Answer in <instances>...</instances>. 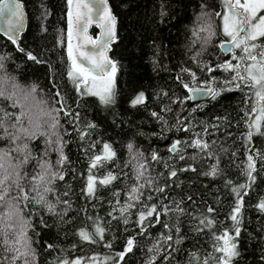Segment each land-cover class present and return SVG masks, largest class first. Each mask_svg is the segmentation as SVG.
Listing matches in <instances>:
<instances>
[{
  "label": "trees",
  "instance_id": "16d2710c",
  "mask_svg": "<svg viewBox=\"0 0 264 264\" xmlns=\"http://www.w3.org/2000/svg\"><path fill=\"white\" fill-rule=\"evenodd\" d=\"M20 1L27 14L26 28L17 44L0 35V57L3 58L0 77L19 86L16 98L23 107L13 108L12 101L0 98V108L5 110L0 112L3 120L0 156L8 153L5 157L7 166L9 161L12 165L19 164L30 153L29 162L21 165L22 175L26 172L31 176L39 171L37 161L43 163L47 160L52 171L65 177L62 181L56 179L50 185L54 191L45 196L54 205L55 214L31 200L26 207L24 203L19 204L20 215L30 221L27 238L35 254L34 261L31 255L27 257L30 264H62L64 259L72 261L90 256L98 257L99 264H105L106 258L107 264H115L119 259L116 253L123 251L126 239L131 236L136 237V246L120 264H147L152 256L156 257L155 264H188L190 252H197L201 257L213 253V232L232 231L229 214L238 197L231 189L245 183L250 187L240 190L243 206L238 217L240 235L236 238L239 255L233 258L232 264H264V210L258 207L264 200V161L256 158V171L252 173L254 181L243 174L249 154L247 148L253 147L264 153V136H254L250 145L246 143L244 134L248 129L244 110L251 106V102L246 105L244 92L223 83L232 73L216 68L217 64L231 59V53L225 54L218 48L222 40L229 39L221 35V19L215 15L221 11V0H109L117 19L116 39L109 55L116 63L117 72L114 102L108 105L101 104L95 96L81 95L67 76L70 61L66 50V0ZM208 25L216 34L204 44L209 33L201 32L200 28ZM236 51L239 55V50ZM29 52L39 62L29 60L26 55ZM197 52L201 55L193 61ZM205 65L216 70L209 73ZM182 69L195 72L196 82L193 83L190 75ZM213 77L214 88L219 93L215 99L210 96L198 103L187 99L184 84L202 86L201 82L211 81ZM33 86L36 88L34 99L24 101L20 90L30 91ZM229 88L233 90H227ZM56 92H60L59 97ZM140 93L144 94V102L133 106L132 101ZM61 98L73 110V116L79 114L75 123H69L63 111L58 116L61 127L56 131L68 157L63 166L56 163L57 152L49 151L45 155L47 137L40 135L41 132L51 135L53 130L44 123L50 117L44 113L57 115L53 109L62 107L58 103ZM21 111L26 115L20 117ZM29 118L34 123L39 121L41 127L36 129L34 123H29ZM88 124H94L95 128L88 129ZM77 127L91 135L80 140ZM21 128L34 131L35 138H28ZM178 128H187L188 131H178ZM197 133L211 145L208 152L212 156L183 144L180 147L184 149L181 153L184 160L168 151L175 140L191 142L197 138ZM56 138L51 136L53 141ZM97 141L96 148L89 149V144ZM103 143H109L116 156L105 167L93 172L98 178L111 172L117 179L108 186L97 184L96 198H89L83 191L89 158L101 151ZM128 144L133 145L132 153ZM153 151L158 153L159 161L151 159ZM139 164L145 165L146 172L137 181L135 173ZM189 165L196 170H181ZM213 165L218 168L217 175H204ZM173 169L177 175L170 177ZM147 179L154 183L142 191L145 196L151 193L155 199L146 203L167 205L173 211L162 214L159 224L153 222L148 226L146 221L147 231L144 235H137L140 228L135 223L136 213L142 206L137 204L130 209L127 225L120 218L119 209L127 200L129 188L145 183ZM228 181L232 183L228 184ZM21 183L28 185L27 180ZM157 186H165V191L155 192ZM114 192L119 193V197L114 196ZM177 205L184 209L183 214L174 211ZM209 207L215 211L207 212ZM205 216L214 220L212 228L199 224ZM93 221L105 228L104 240L96 244L81 241L77 233L81 228L93 231ZM10 222L14 223L15 218ZM163 224L172 228L173 240L167 243L161 238V234H168ZM177 226L179 233L175 231ZM3 227L4 223L0 222V228ZM197 227L202 231H196ZM9 232L12 239L11 230ZM178 237L183 238L179 245L175 244ZM106 243H111L112 247H106ZM49 244L53 248L49 249ZM156 244L159 251L149 252ZM3 247L0 245V259L13 255L4 252ZM15 264H23V258ZM209 264L215 262L209 260Z\"/></svg>",
  "mask_w": 264,
  "mask_h": 264
},
{
  "label": "snow or ice",
  "instance_id": "6c2138e0",
  "mask_svg": "<svg viewBox=\"0 0 264 264\" xmlns=\"http://www.w3.org/2000/svg\"><path fill=\"white\" fill-rule=\"evenodd\" d=\"M66 4L68 9L66 50L67 58L70 61L67 76L77 92L81 95L95 96L98 97L101 104H111L114 102V82L117 67L116 63L108 58L107 52L110 50V45L116 39V18L112 15L108 7V0H66ZM261 13H264V0H221V11L215 13L222 21L221 35L229 38L227 40H222L218 48L225 54L231 53V59L217 64L216 68L232 73L230 78L223 83L225 85H233L235 89L244 92L246 105L251 102V106L244 110V117H246L245 125L248 129L244 134V139L249 145L254 136H264V14ZM4 14L7 16L5 31L8 39L13 44H17V39L20 32L23 30L25 20L22 4L19 0H0V15ZM93 23H96L101 29L99 37L95 40L87 34L89 26ZM200 31L209 33V37L205 38L204 44H207L210 37L216 34L212 31L211 25L207 27L202 26ZM194 34L197 33L194 32ZM63 39L64 37H62V42ZM88 45L91 47L89 48ZM237 49L240 52L239 55L237 54ZM19 51L23 52L24 49L19 48ZM26 55L29 60L39 62L37 57L30 52L26 53ZM200 55L201 53L197 52L196 55L192 57V60L195 61L197 56ZM2 60L3 58L0 57V61ZM233 60L237 61V63L233 64ZM205 68L209 73L216 70V68L210 65H205ZM0 69H3L2 62H0ZM182 71L190 75L193 83L196 82L197 76L195 72L189 69H182ZM214 82L215 77H213L211 81L201 82L203 85L202 87H190L189 84H184L183 86L189 93L211 95V97L215 99L219 93L215 88L208 86L210 83ZM9 87L12 89L11 91H9ZM18 88L19 86L17 84H10L8 79L0 77V98L12 101L11 106L13 108L17 106L23 107L20 100L16 98V89ZM227 90L233 89L229 88ZM20 91L23 95V100L29 101L30 99H34L33 94L36 88L33 86L30 91L22 89ZM55 95L59 97L60 92H56ZM187 99H193V96L189 95ZM144 100V94L140 93L132 101V104L133 106L142 104ZM58 103H61L62 107L53 109L57 115H52L51 112L44 113V115L50 117V120H46L44 123L53 130L51 135L45 132H41L40 135L47 137L45 140V144L47 145L45 148V155H47L49 151L57 152L59 155L56 163L63 166L65 162L68 161V157L63 151L65 145L61 142L62 138L56 131L58 127H61L58 116L59 113L63 111L64 116L69 118L68 122L75 123V121L79 119V114L77 113L73 116V110L70 106L65 105L63 98H61ZM194 110L195 109H193V111ZM4 111L3 108H0V112ZM25 115L26 113L21 111L20 117ZM152 115L158 116V113H153ZM17 121L19 122V117ZM29 123H34L31 118H29ZM0 127H3L2 119H0ZM34 127L36 129L41 127L39 121L34 123ZM87 128L94 129L95 125L88 124ZM177 130L188 131L187 128H178ZM4 131L7 132V129H4ZM21 131L30 139L36 136L34 131L29 132L26 128H21ZM76 131L80 140H84L87 136L91 135L89 131H83L78 127ZM52 135L57 137L55 141L51 139ZM196 137L197 138L191 142L187 140H175L168 148V151L177 154L180 160H184L185 157L181 154L184 149L180 147L183 144L186 147L197 149L199 152H205L208 156H212V153L208 152L211 145L207 141L199 138V133L196 134ZM13 138L18 139L19 137ZM97 143L99 142L97 141L89 144V149L96 148ZM214 143L215 141H213V144ZM53 144H55L56 147L53 148ZM27 147L28 145L25 144L24 148L27 149ZM127 147L129 152L132 153L133 145L128 144ZM247 152L249 154L246 156V167L243 169V174L246 175L249 180L254 181L255 178L252 173L256 171V158L264 161V153L253 147H248ZM29 155H25L19 164L12 165L9 161L7 166L5 164V157L8 156V153H5L4 156H0V222L4 223V227L0 228V245L4 246V252L13 254L11 256H4L0 259V264H15V261L21 258H23V264H30L27 258L29 255L32 256L33 261L35 260V254L31 249L30 240L27 238V228L30 226V221L24 219L20 215L19 204L24 203L26 207L27 202L31 200L38 205H43L48 212L55 214L54 205L46 200L45 196L54 191L50 185L53 184L56 179L61 181L65 179L62 173L51 170V165L47 160L43 163H40L38 160L39 171L31 176L26 172L22 175L21 165L29 162ZM233 155H235V153H233ZM115 156L116 152L113 150L112 146L109 143H103L101 151L99 153H94L89 158L88 174L83 189L87 197L96 198L97 184L100 186H108L117 179V176L113 175L111 172H108L102 178H98L93 172L94 169L105 167L106 163L113 160ZM192 158L195 159V157ZM133 159H135V156H133ZM151 159L153 161H159L160 157L158 153L153 151L151 153ZM218 163L219 158L217 157V164ZM165 166L168 167L167 165ZM9 168L12 170L9 171ZM181 170L195 171L196 169L189 165L187 168ZM145 172V165L139 164L135 173L136 180L139 181L144 177ZM217 173L218 168L213 165L210 171L205 172L204 175L215 177ZM176 175L177 171L174 169L169 173L170 177H175ZM22 180H27L28 185L22 184ZM153 183L154 181L152 179H147L145 183H138L131 186L126 194L127 200L125 204L119 209L121 213L120 218H122L123 223L127 225L129 223L128 216L130 214V209L135 208L137 204L142 206L136 213L137 220L135 223L140 228V232H138L137 235H144L147 231L146 221L148 222V226H151L153 222L159 224L161 223L160 216L162 214L167 215L170 211H173V209H170L167 205L158 206L156 203H146V201L154 200L155 197L151 193L145 196L142 189L146 186H152ZM231 183V181H228V184ZM13 186L15 187V194H13ZM41 186H43L42 191L40 190ZM249 187L250 184L245 183L231 189L238 197L236 205L229 214V219L233 222L232 231L230 232L229 229H224L219 234L213 232V253H210L206 257H201L197 252H190L188 264H209V260L214 261L215 264H232L233 258L239 255L236 238L240 235V220L238 217L243 206V196L240 190ZM154 191L163 193L165 191V186H157ZM31 193H35L36 195L33 196ZM65 195H67V193H65ZM113 195L119 197V193L117 192H114ZM117 203H119L118 199ZM158 207L160 208L159 211ZM258 207L264 210V200L258 204ZM174 211L179 214L184 213V209L180 208L179 205H177ZM214 211L215 210L211 207L207 209L209 213ZM109 215L111 216L112 213L109 212ZM13 218H15L14 223L10 222L13 221ZM88 219L92 220L91 217H88ZM214 223V220L207 216L199 220L200 225H204L208 228H212ZM17 225H19L18 230ZM162 226L168 229V234H161V238L165 243L172 241V228H170L168 224H163ZM92 227L94 229L93 231H88L85 228L79 230L77 235L81 241L96 244L104 240L105 228L95 221H93ZM9 230H11L12 239H10ZM195 230L202 231L200 227H197ZM175 231L179 233L180 229L178 226L175 227ZM182 240L183 238L178 237L175 240V244H181ZM136 243L135 236L127 238L123 251L116 253V257L119 259L115 260V264H120L124 257L129 252H132ZM17 245H20V247H17ZM105 246L108 248L112 247L111 243H106ZM47 247L51 249L53 245L49 244ZM154 250L159 251L158 244L150 248L149 252ZM215 253H219L220 255L217 256ZM167 258L166 256L165 259ZM155 260L156 257L152 256L147 261V264H155ZM86 261L88 264H99V259L96 256L77 257L72 261L64 259L62 264H85ZM105 264H107V258Z\"/></svg>",
  "mask_w": 264,
  "mask_h": 264
},
{
  "label": "water",
  "instance_id": "95a60500",
  "mask_svg": "<svg viewBox=\"0 0 264 264\" xmlns=\"http://www.w3.org/2000/svg\"><path fill=\"white\" fill-rule=\"evenodd\" d=\"M19 2L22 4V11L24 12L25 14V20H24V27H23V30L20 32L19 34V37L17 39V43H18V40L20 38V36L22 35V33L25 31V28H26V24H27V14H26V11L24 9V6H23V3L19 0ZM108 7L110 8L111 10V13L113 16L114 15V12H113V9H112V6L108 0ZM68 10V9H67ZM67 10H66V31H67ZM116 18V16H115ZM6 21H7V16L6 14L4 15H0V35L3 36L5 39L9 40L8 39V36L6 34ZM116 26H117V19H116V25H115V32H116ZM92 30H95V33L92 32ZM100 32H101V29L97 26L96 23H93L92 25L89 26L88 28V35L91 36L94 40L97 39L100 35ZM10 41V40H9ZM75 43V41H74ZM112 45V44H111ZM111 45H110V49H111ZM88 47L90 48L91 46L88 45ZM109 52L110 50L107 52V56L110 60H112L110 58V55H109ZM203 86V85H202ZM202 86H194V87H202ZM208 86L210 87H213L214 88V84L213 83H210ZM187 93H188V96L191 95L193 96V99H189L192 103H198V102H202V101H205L206 99H208L211 95H201L199 93H189L188 90H187Z\"/></svg>",
  "mask_w": 264,
  "mask_h": 264
},
{
  "label": "rangeland",
  "instance_id": "374dc122",
  "mask_svg": "<svg viewBox=\"0 0 264 264\" xmlns=\"http://www.w3.org/2000/svg\"><path fill=\"white\" fill-rule=\"evenodd\" d=\"M261 14H264V13H261ZM221 23H222V21H221ZM236 63H237V61H236ZM98 98V97H97Z\"/></svg>",
  "mask_w": 264,
  "mask_h": 264
},
{
  "label": "flooded vegetation",
  "instance_id": "af4514ba",
  "mask_svg": "<svg viewBox=\"0 0 264 264\" xmlns=\"http://www.w3.org/2000/svg\"><path fill=\"white\" fill-rule=\"evenodd\" d=\"M230 54V53H229Z\"/></svg>",
  "mask_w": 264,
  "mask_h": 264
}]
</instances>
